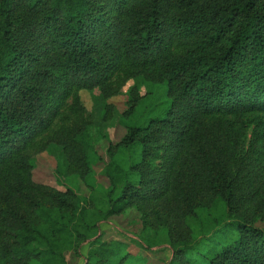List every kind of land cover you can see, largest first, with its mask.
<instances>
[{
	"label": "trees",
	"instance_id": "trees-1",
	"mask_svg": "<svg viewBox=\"0 0 264 264\" xmlns=\"http://www.w3.org/2000/svg\"><path fill=\"white\" fill-rule=\"evenodd\" d=\"M119 73L129 122L105 138L106 185L84 131L55 139L64 188L34 181L30 144L69 99L83 110L81 89L105 117ZM151 86L165 107L135 118ZM131 209L167 264H264V0H0V264H67L85 243L83 264H125L100 223Z\"/></svg>",
	"mask_w": 264,
	"mask_h": 264
},
{
	"label": "rangeland",
	"instance_id": "rangeland-1",
	"mask_svg": "<svg viewBox=\"0 0 264 264\" xmlns=\"http://www.w3.org/2000/svg\"><path fill=\"white\" fill-rule=\"evenodd\" d=\"M130 81L123 80V74L116 75L113 85L118 93L114 94L107 104L112 105L111 110H107L105 117L103 116L104 102L99 97V90L81 89L78 91V99L83 110L79 113L72 110V101L69 99L63 107L60 116L55 120L53 125L38 139L33 141L27 149V153L32 157L34 168L32 171L34 181L58 189H63V185L57 182L56 176V160L59 154V145L55 142L57 138H64L79 131H84L90 137L93 143L94 153L92 156L94 180L102 185L105 184V178L102 175V168L106 158L107 140L112 143L117 142L125 133V123L128 121L121 118V114L125 109L126 91L131 85ZM150 87V85H147ZM156 88V86H151ZM141 93H145L144 86L141 88ZM159 90L151 98H146L144 104L139 107L135 118H144L153 108L154 102H161L155 109L152 116H160L165 107L167 98L165 95H159ZM104 117V119H103ZM134 118V119H135ZM105 136V137H104ZM106 138V139H105ZM60 183V184H59ZM71 187H75L77 192L82 196H88L90 193L89 187L81 180H71ZM91 193L96 194V191ZM214 205V203L212 204ZM219 205V204H217ZM221 214L217 213V218ZM257 225L264 229V221L257 222ZM101 240L111 241V247L119 249L122 254L129 253L125 264H167L171 259V248L166 240L165 233L161 229H147L141 231V224L136 210H129L125 213L117 214L110 217L107 221L100 223ZM235 231L230 228V233ZM149 238L156 244L152 249L140 247L139 241L150 243ZM218 241L225 238L224 233H216L212 237ZM119 242V243H117ZM89 245L83 244L80 248V254H74L72 251H67L65 257L67 264H83L87 254Z\"/></svg>",
	"mask_w": 264,
	"mask_h": 264
}]
</instances>
